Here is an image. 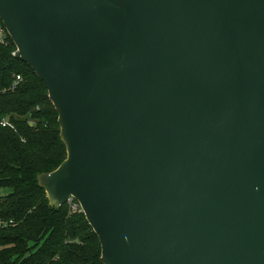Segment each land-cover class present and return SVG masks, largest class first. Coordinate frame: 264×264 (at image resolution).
Here are the masks:
<instances>
[{
  "label": "water",
  "instance_id": "obj_1",
  "mask_svg": "<svg viewBox=\"0 0 264 264\" xmlns=\"http://www.w3.org/2000/svg\"><path fill=\"white\" fill-rule=\"evenodd\" d=\"M44 82L104 264H264V0H0Z\"/></svg>",
  "mask_w": 264,
  "mask_h": 264
},
{
  "label": "trees",
  "instance_id": "obj_2",
  "mask_svg": "<svg viewBox=\"0 0 264 264\" xmlns=\"http://www.w3.org/2000/svg\"><path fill=\"white\" fill-rule=\"evenodd\" d=\"M16 50L11 37L0 44V88L16 75L24 79L0 94V264H104L99 237L79 204L52 206L39 184L41 174L66 160L67 148L44 82ZM3 119L13 128L2 127Z\"/></svg>",
  "mask_w": 264,
  "mask_h": 264
},
{
  "label": "built area",
  "instance_id": "obj_3",
  "mask_svg": "<svg viewBox=\"0 0 264 264\" xmlns=\"http://www.w3.org/2000/svg\"><path fill=\"white\" fill-rule=\"evenodd\" d=\"M9 37H10V35H9L5 25L0 22V44L7 45L8 42H9ZM16 51L13 53V55L16 54ZM23 80L24 79H23V77L21 75H16L14 77L12 83H11V86L5 87V88H0V94H5L9 90H12V91L16 90L18 88V86L23 82ZM1 125H2V127H11V128H13V125L7 119H3L1 121ZM76 203H78V202L74 198H70L67 204H69L70 206H72L74 208H77V204Z\"/></svg>",
  "mask_w": 264,
  "mask_h": 264
},
{
  "label": "rangeland",
  "instance_id": "obj_4",
  "mask_svg": "<svg viewBox=\"0 0 264 264\" xmlns=\"http://www.w3.org/2000/svg\"><path fill=\"white\" fill-rule=\"evenodd\" d=\"M0 194H5V192H0ZM80 206V205H79ZM80 208H81V206H80ZM82 209V208H81Z\"/></svg>",
  "mask_w": 264,
  "mask_h": 264
}]
</instances>
